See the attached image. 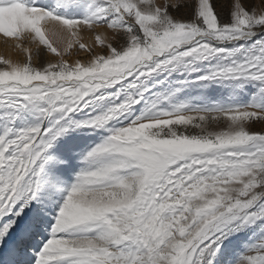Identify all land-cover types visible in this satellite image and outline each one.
<instances>
[{"label": "snow or ice", "instance_id": "snow-or-ice-1", "mask_svg": "<svg viewBox=\"0 0 264 264\" xmlns=\"http://www.w3.org/2000/svg\"><path fill=\"white\" fill-rule=\"evenodd\" d=\"M183 6L0 0V264H264V0Z\"/></svg>", "mask_w": 264, "mask_h": 264}, {"label": "rangeland", "instance_id": "rangeland-1", "mask_svg": "<svg viewBox=\"0 0 264 264\" xmlns=\"http://www.w3.org/2000/svg\"><path fill=\"white\" fill-rule=\"evenodd\" d=\"M157 2H163V0H157ZM169 3L172 2H180L184 4L183 7H181L180 11L177 14L178 17H188L192 13V5L198 4L199 0H168ZM233 3V0H210V4L213 6L214 10L221 16H227L230 13L231 10V4ZM97 31H103V30H97ZM88 33V34H87ZM88 36V39L86 38ZM91 36V37H89ZM2 37V38H1ZM83 40L85 44H93L95 41V34L84 31L82 33ZM0 42H1V50H6L8 55H6V51L0 52V56L4 57L5 59H11L13 61H22L24 59L23 54L20 52L19 49H15L13 47L14 41L8 40L5 42V38L0 34ZM91 40V41H90ZM95 46V45H94ZM96 51H100L99 46H95ZM72 54L70 56H67L66 59L70 63L74 62L75 60L79 59L81 61L87 60L89 58V53L86 50H81L78 48V46L71 50ZM47 59H56V57H53L52 55L48 54L46 56ZM0 67H3L2 64H0ZM213 130H215V126H213Z\"/></svg>", "mask_w": 264, "mask_h": 264}, {"label": "bare ground", "instance_id": "bare-ground-1", "mask_svg": "<svg viewBox=\"0 0 264 264\" xmlns=\"http://www.w3.org/2000/svg\"><path fill=\"white\" fill-rule=\"evenodd\" d=\"M88 34V33H87ZM89 34H91V33H89ZM89 37H91V36H89ZM2 38V37H1ZM0 38V39H1ZM87 39H88V36L86 37ZM91 41V40H90ZM4 51H6V50H4ZM3 50H1V42H0V52H4ZM6 55H8V53H7V51H6Z\"/></svg>", "mask_w": 264, "mask_h": 264}]
</instances>
